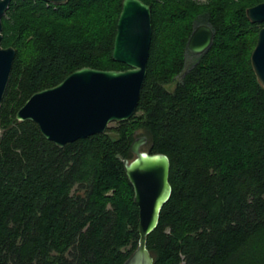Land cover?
<instances>
[{
	"label": "trees",
	"instance_id": "obj_1",
	"mask_svg": "<svg viewBox=\"0 0 264 264\" xmlns=\"http://www.w3.org/2000/svg\"><path fill=\"white\" fill-rule=\"evenodd\" d=\"M148 69L136 112L59 146L17 109L35 91L112 56L122 0H11L4 46L16 56L0 109V264H123L138 245L139 208L124 158L171 160L172 193L148 234L154 264H264V86L251 62L263 0H144ZM211 45L187 66L198 23Z\"/></svg>",
	"mask_w": 264,
	"mask_h": 264
},
{
	"label": "water",
	"instance_id": "obj_2",
	"mask_svg": "<svg viewBox=\"0 0 264 264\" xmlns=\"http://www.w3.org/2000/svg\"><path fill=\"white\" fill-rule=\"evenodd\" d=\"M61 4L67 0H46ZM11 0H0V109L10 80L16 48L4 46L3 16ZM252 22L264 21V0L246 9ZM153 35L152 7L144 0H122L112 56L128 64L126 68L78 67L58 83L33 92L17 109L19 120H35L43 134L59 146L97 132H105L111 122L129 119L137 110L147 74ZM214 30L208 23L197 24L187 40V48L201 53L212 43ZM251 62L264 86V25L258 32ZM146 135L132 143L135 156L124 158L125 170L134 187L139 208L137 247L123 264H154L148 234L158 225L161 209L172 193L171 160L164 152L143 148Z\"/></svg>",
	"mask_w": 264,
	"mask_h": 264
},
{
	"label": "rangeland",
	"instance_id": "obj_3",
	"mask_svg": "<svg viewBox=\"0 0 264 264\" xmlns=\"http://www.w3.org/2000/svg\"><path fill=\"white\" fill-rule=\"evenodd\" d=\"M199 53H193L190 50L187 51L186 57H187V66L190 65L194 59L196 58V55ZM115 122H111L110 124H114Z\"/></svg>",
	"mask_w": 264,
	"mask_h": 264
},
{
	"label": "flooded vegetation",
	"instance_id": "obj_4",
	"mask_svg": "<svg viewBox=\"0 0 264 264\" xmlns=\"http://www.w3.org/2000/svg\"><path fill=\"white\" fill-rule=\"evenodd\" d=\"M199 24V23H198Z\"/></svg>",
	"mask_w": 264,
	"mask_h": 264
}]
</instances>
